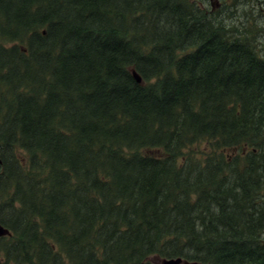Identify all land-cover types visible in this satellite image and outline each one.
Wrapping results in <instances>:
<instances>
[{
	"label": "trees",
	"instance_id": "obj_1",
	"mask_svg": "<svg viewBox=\"0 0 264 264\" xmlns=\"http://www.w3.org/2000/svg\"><path fill=\"white\" fill-rule=\"evenodd\" d=\"M203 1L0 0L5 264H264V50Z\"/></svg>",
	"mask_w": 264,
	"mask_h": 264
},
{
	"label": "rangeland",
	"instance_id": "obj_2",
	"mask_svg": "<svg viewBox=\"0 0 264 264\" xmlns=\"http://www.w3.org/2000/svg\"><path fill=\"white\" fill-rule=\"evenodd\" d=\"M230 10L231 15L211 17L224 26L227 32H236L238 35H248L250 43L264 50V0H233ZM208 9L209 1L202 2L201 7ZM218 10V9H215ZM247 29H250L247 31ZM22 156V154H21Z\"/></svg>",
	"mask_w": 264,
	"mask_h": 264
},
{
	"label": "water",
	"instance_id": "obj_3",
	"mask_svg": "<svg viewBox=\"0 0 264 264\" xmlns=\"http://www.w3.org/2000/svg\"><path fill=\"white\" fill-rule=\"evenodd\" d=\"M132 75L138 83L141 82V77L137 74V72L133 69ZM1 163V159H0ZM10 234L9 230L5 228L2 224H0V236ZM155 264H200L197 261H187L182 259L181 257H171V258H152L151 259Z\"/></svg>",
	"mask_w": 264,
	"mask_h": 264
},
{
	"label": "flooded vegetation",
	"instance_id": "obj_4",
	"mask_svg": "<svg viewBox=\"0 0 264 264\" xmlns=\"http://www.w3.org/2000/svg\"><path fill=\"white\" fill-rule=\"evenodd\" d=\"M210 7L207 9L209 13L214 10L217 12H227L231 15L230 10H228L229 7H231V3L234 2L233 0H208ZM218 9V10H215ZM0 264H5L4 260L0 258Z\"/></svg>",
	"mask_w": 264,
	"mask_h": 264
}]
</instances>
